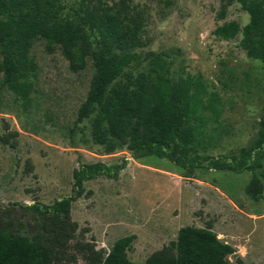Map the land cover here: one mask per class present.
Listing matches in <instances>:
<instances>
[{"label": "rangeland", "instance_id": "rangeland-1", "mask_svg": "<svg viewBox=\"0 0 264 264\" xmlns=\"http://www.w3.org/2000/svg\"><path fill=\"white\" fill-rule=\"evenodd\" d=\"M64 1L83 10L74 15L66 9L54 21H25L38 62L29 76L34 82L31 105L25 108L21 97L0 84V201L52 203L73 193V172L81 165L126 160L115 176L83 180L70 209L79 238L107 251L118 238L133 235L127 256L139 263L174 241L180 227L193 225L231 244L232 264L236 257L243 264H264V157L254 171H188L166 158H134L125 146L107 153L92 140L90 119L78 116L93 74L94 49L83 21L94 0ZM128 1L147 16L148 42L135 53L144 58L148 51L169 52L172 68L200 75L205 84L201 110L206 123L188 144V153L239 156L256 137L264 113V64L246 56L239 46L241 33L225 40L213 31L229 20L242 27L249 14L232 2L219 18L224 0ZM253 174L257 198L245 191ZM77 264L84 262L78 259Z\"/></svg>", "mask_w": 264, "mask_h": 264}, {"label": "trees", "instance_id": "trees-1", "mask_svg": "<svg viewBox=\"0 0 264 264\" xmlns=\"http://www.w3.org/2000/svg\"><path fill=\"white\" fill-rule=\"evenodd\" d=\"M232 2L249 14L248 22L240 27L235 20L225 21L215 27L214 34L227 40L241 33L239 46L246 56L259 58L264 64V0H224L219 18ZM66 9L78 15L83 7H68L64 0H0V84L21 97L25 108L32 103L30 92L34 88L29 76L38 69L25 21H54ZM146 19V13L133 8L128 0L110 4L94 0L87 6L83 23L94 49L93 74L78 116L90 119L92 140L103 145L107 153L125 146L134 158H166L188 171H254L264 157V113L256 137L239 156L188 153V144L206 123L201 110L205 84L200 75L191 77L172 68L169 52L148 51L144 58L135 53L148 42L144 36ZM67 130L73 137L74 125ZM126 163L81 165L73 172V193L52 203L0 201V264H77L78 259L84 264H232L228 256L235 253L234 247L205 227H180L174 241L139 263L127 256L133 235L118 238L107 251L79 238L70 209L82 192L83 180L102 174L115 176ZM257 183L253 174L245 188L252 198L259 193ZM236 264H243L241 258L236 257Z\"/></svg>", "mask_w": 264, "mask_h": 264}]
</instances>
